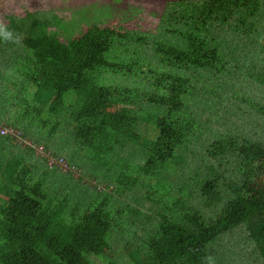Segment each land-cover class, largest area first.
<instances>
[{"label": "trees", "instance_id": "1", "mask_svg": "<svg viewBox=\"0 0 264 264\" xmlns=\"http://www.w3.org/2000/svg\"><path fill=\"white\" fill-rule=\"evenodd\" d=\"M8 20L0 62L19 66L28 82L0 94L15 101L4 122L32 141L24 149L37 158L0 155V264H264V137L216 129L213 113L201 114L232 102L228 113L243 118L246 104L264 121V103L227 78L243 72L264 83V65L243 70L238 55L242 38L264 53V0L170 1L154 33L95 22L73 36L45 9ZM103 70L144 74L149 83H104ZM64 130L71 142L58 137ZM13 141L0 133V149L14 154L22 144ZM43 141L78 172L40 158ZM137 154L145 156L143 189L131 172ZM79 159L102 169V188L85 179ZM43 163L53 179L63 172L59 189L34 173ZM70 181L80 194L61 189Z\"/></svg>", "mask_w": 264, "mask_h": 264}, {"label": "rangeland", "instance_id": "2", "mask_svg": "<svg viewBox=\"0 0 264 264\" xmlns=\"http://www.w3.org/2000/svg\"><path fill=\"white\" fill-rule=\"evenodd\" d=\"M164 6L165 3L162 1H150V0H0V24L8 23L9 21L8 15L15 14L19 16H24L27 11L45 9V10H52L57 15L63 17L67 21L66 26L68 30H72V29L74 30L73 36H79L82 32L87 31L89 26L95 22L99 23L100 26H111L121 31L140 30L143 32L154 33L157 30L161 13L164 10ZM77 20L79 22L78 25H76ZM65 33H67V31ZM62 38L65 39V34L62 35ZM241 40L243 42V45L242 48H240L241 52L237 54L240 56L242 60L241 63L242 66H244L243 70L245 69V67H248L249 63L251 62H255L258 68L261 65H264V53L261 52L258 47L255 48L250 47L251 46L250 44H256L257 42L254 41L252 43H246L245 38H242ZM248 44L249 46H247ZM19 45L20 43L18 42L16 46L18 47ZM251 49H253V51H251ZM109 56L110 58H115V59H118L120 57L119 53L110 54ZM19 68H20L19 66H11L6 61L0 62V94L3 93V91L7 87H9L8 89L11 88L16 89L19 86H23V84L27 85L28 80L22 74L21 70L19 71ZM98 74L101 82L113 84V85L146 87L147 84L149 83L147 77H145L144 74H137V73L127 74L124 72H114L107 70L100 71L98 72ZM224 78L225 76L223 77V79ZM227 78H229L231 82L235 83V85H233L234 87H240L241 85H244L248 90L246 97L250 96L255 100L257 99L261 101V103H264V83L262 84L258 82H251L250 78L243 72H241L240 75H237V73H231L227 75ZM7 92H5L3 96H0V125L4 124L3 122L4 119L7 118L6 116L8 114V111H10L11 113L16 111L15 107L14 109L11 108L15 103L14 98L10 99L11 97L8 96ZM13 92L15 91L13 90ZM236 102L242 105L240 101H236ZM226 103L228 104L227 101ZM230 107L234 108L235 105H232L231 102ZM243 107L244 110L246 111V113L243 114L244 115L243 118L235 116L231 112L228 113V111L231 108L227 109V107H222L221 110L217 111L216 108L213 106L210 109H206L205 112L201 111V114L203 115V117L207 118L209 114L213 113V115H211V117H213L212 124L216 129L226 130V132L242 133V134H252L254 132V135L264 137V129L261 125V123L264 121L261 118V115H259L257 110L248 108L246 104H243ZM222 115L225 116V118L227 119V123L222 122L225 118L223 120H220V122H218L217 117H221ZM20 122L25 123L24 121L22 122V120ZM2 127H5V124ZM219 132L221 133L222 131ZM214 134L215 133H213V135ZM61 136L62 137L64 136L65 139H69L70 141V135L66 134L65 130L58 134V137ZM58 137L52 139L53 147L60 146ZM30 141L31 140L29 139L28 142ZM70 142L67 144V149H64L65 151L66 150L70 151L69 149ZM19 143H21L22 146L25 145V143L20 142V140L13 141V145ZM45 146H46L45 141L41 142L39 145L36 146L37 151L39 150L38 152H36L38 153L39 157L44 158L43 156H49V160H56L53 157H50L52 155L49 154V150L46 148L47 146L46 147ZM78 146L80 145L75 143V145H73L71 148H73L72 150L78 149ZM40 147H42V149ZM79 149L81 148L79 147ZM58 150H62V148ZM2 153H3L2 156L4 158L10 157L11 155H18V153L24 154L26 157L32 159V161H35L34 158L35 159L37 158L35 155L31 154L30 152L29 155L26 153V151L20 149H17V151L14 154L11 153L8 148L0 149V155ZM202 154H204V152ZM185 155L188 159L192 160V157H195V155H199V151L196 150L192 152H187ZM64 156L67 159L66 155ZM144 158L145 156L143 154L142 155L137 154L135 155V159L132 160L131 163V172L134 175L141 176L140 179L141 181L138 186L139 188L137 187L138 189L144 188L141 185L142 182L145 180V178L140 173V168L145 163ZM79 162H82L81 163L82 165L84 163L87 169L86 173H88V176H86L85 179H87L89 184H95L97 182L96 178H99L98 181H101L102 179L101 174L103 173V171L102 169H98L99 167L96 166L97 164H95L93 161L89 159H86L85 162L82 161V159H79L78 163ZM47 169L48 168L43 163L36 166L34 173L36 174V176L39 175L41 176L42 174H45L47 176V173L44 172ZM188 170L189 169L187 168L185 174L190 175L191 172L194 171V168L191 167L190 171ZM52 173L53 172L50 171V174H48L47 176V184L49 182L52 191H55L56 189H59V185H61L59 180L56 179L60 176L54 174L53 177L55 179H53L50 177L52 176ZM70 183L71 186L62 185L61 189H64L66 192L69 191L70 194H76V193L80 194L79 185L74 186V183L72 184V182H69V184ZM96 184L98 185V187L100 186L102 188L101 184L99 183ZM187 194L188 191H186V195ZM124 200H125L124 202L125 204L126 202L131 203L130 201L131 199H129V195L124 197ZM140 208L143 210L145 209L144 203L142 201L140 202ZM224 236L225 235H222L218 239H221ZM214 244H216V242H214ZM221 257L222 255L220 254V259ZM211 264H219V262L211 260Z\"/></svg>", "mask_w": 264, "mask_h": 264}, {"label": "built area", "instance_id": "3", "mask_svg": "<svg viewBox=\"0 0 264 264\" xmlns=\"http://www.w3.org/2000/svg\"><path fill=\"white\" fill-rule=\"evenodd\" d=\"M0 131H1V134H3V135H10L15 140H20V142L25 143L26 146L32 145V141L28 142L29 139L26 138L23 135V133H21L18 129H16L14 127H10V126L5 125V127L0 128ZM27 142L30 144H28ZM40 148L42 149V147H40ZM38 151H37V147H36V152H38ZM50 157H53L54 159H56V160H49V156H48V160H49V163L51 165H58L64 171H72V172L77 171V167L75 165L69 164L68 161L64 157H55V156H50Z\"/></svg>", "mask_w": 264, "mask_h": 264}, {"label": "crops", "instance_id": "4", "mask_svg": "<svg viewBox=\"0 0 264 264\" xmlns=\"http://www.w3.org/2000/svg\"><path fill=\"white\" fill-rule=\"evenodd\" d=\"M5 121V120H4ZM5 125H7V123L6 122H3ZM4 124L2 125H0V128L2 127V126H4ZM13 147H16V146H14V145H12ZM22 147H23V149H24V146H21V147H19V148H17V149H20V150H22ZM17 149H16V151H17ZM25 150V149H24ZM26 151V150H25ZM28 152V151H27ZM26 152V153H27ZM27 154H29V153H27ZM56 172H58V173H56V174H58L59 175V173H63V172H61L59 169H57V171ZM67 180H69V178H67ZM84 181H86V180H84ZM70 182H72V181H70Z\"/></svg>", "mask_w": 264, "mask_h": 264}, {"label": "water", "instance_id": "5", "mask_svg": "<svg viewBox=\"0 0 264 264\" xmlns=\"http://www.w3.org/2000/svg\"><path fill=\"white\" fill-rule=\"evenodd\" d=\"M150 1H162L164 3L170 2V1H178V0H150Z\"/></svg>", "mask_w": 264, "mask_h": 264}, {"label": "bare ground", "instance_id": "6", "mask_svg": "<svg viewBox=\"0 0 264 264\" xmlns=\"http://www.w3.org/2000/svg\"><path fill=\"white\" fill-rule=\"evenodd\" d=\"M72 205V204H71Z\"/></svg>", "mask_w": 264, "mask_h": 264}]
</instances>
